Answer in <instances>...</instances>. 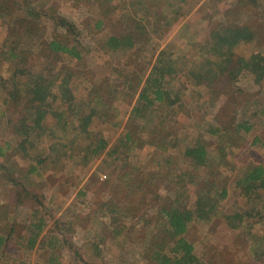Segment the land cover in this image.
<instances>
[{
    "label": "rangeland",
    "instance_id": "374dc122",
    "mask_svg": "<svg viewBox=\"0 0 264 264\" xmlns=\"http://www.w3.org/2000/svg\"><path fill=\"white\" fill-rule=\"evenodd\" d=\"M263 68L264 0H0V264L172 260L171 207L193 264H264V181L243 183L264 167Z\"/></svg>",
    "mask_w": 264,
    "mask_h": 264
},
{
    "label": "trees",
    "instance_id": "16d2710c",
    "mask_svg": "<svg viewBox=\"0 0 264 264\" xmlns=\"http://www.w3.org/2000/svg\"><path fill=\"white\" fill-rule=\"evenodd\" d=\"M254 37V34L248 29V28H242V29H237L234 31V34L229 38V42L236 43L238 40H244V41H249ZM109 42H113L110 44V48L116 49L119 46V40L118 38L111 37L108 39ZM109 45V44H108ZM47 49H49L50 54L54 53H61V54H67L72 56L75 59H80V54L75 51L74 46L68 45L67 43L59 40V39H54L50 43L46 45ZM261 70V68H260ZM29 75V74H27ZM261 75V76H260ZM256 80L260 81L261 78H264V68L260 72L259 76L256 74ZM258 77H260L258 79ZM53 82V81H52ZM48 82L46 79L41 78L40 76L37 78V80H32L31 83H33V87L31 88V91L34 92V95L37 97V99L40 101V103H43L45 100V96L47 94H50L49 88L54 86L53 83ZM154 83H157V80H154ZM155 87V86H154ZM63 87L60 86L58 90L60 93L65 92L62 90ZM152 91L151 93L154 96L155 101L157 102H167L168 104H172V102H168V94L164 92L160 87H155L151 88ZM148 91L147 88H145L142 91V97L146 94ZM63 94V95H64ZM137 109H132V111H136ZM38 114H43V111H37ZM89 118H83V123L84 121L88 122ZM83 127V126H82ZM26 130L20 131L19 134L22 136L26 137L28 139V133L30 131L27 130H32V128H29V126H24ZM249 129V128H247ZM127 137V136H126ZM25 138V139H26ZM100 144H105L104 141H100ZM96 151V150H94ZM5 154V149L0 146V158L4 157ZM206 155L207 151L205 148V145L202 144H195L192 147L187 148L185 152V156L188 157L191 161L201 164L204 163L206 160ZM264 181V167L261 166H256L253 167L251 170H249L247 176L244 179V184H256L262 183ZM259 187V186H258ZM248 188V187H247ZM121 206V205H120ZM123 207V206H121ZM159 214L161 216H165L167 219V224L170 229V233L172 237L176 238L175 243L173 244L172 251L175 253V257L170 260L167 259L165 256L161 255L159 253V250H156L159 246L153 249V256L155 259L158 261L159 264H193L194 258L191 255L192 252V246L191 244L183 237V235L187 232L188 225L190 222L189 219V212H181L177 210L176 208L171 207L170 209H160ZM229 226L231 228H237L238 225L240 224L239 222L240 217L238 215L229 217L227 218ZM34 228L40 229V225H34ZM38 233V232H37ZM35 236L37 234H34ZM6 243V238L2 234H0V247L1 245ZM35 245V241H31L28 243L29 248H33ZM155 250V251H154Z\"/></svg>",
    "mask_w": 264,
    "mask_h": 264
}]
</instances>
